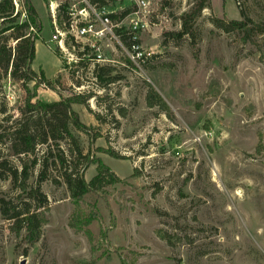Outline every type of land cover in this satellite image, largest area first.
Listing matches in <instances>:
<instances>
[{"label":"rangeland","instance_id":"obj_1","mask_svg":"<svg viewBox=\"0 0 264 264\" xmlns=\"http://www.w3.org/2000/svg\"><path fill=\"white\" fill-rule=\"evenodd\" d=\"M22 1L14 0L20 24L26 21ZM106 2L118 16L115 35L118 28L132 33L138 27L135 48L128 50L92 20L93 34L83 44L96 46L103 61L82 69L75 63L81 41L62 50L54 40L51 7L59 25L83 1L32 0L43 25L32 69L50 81L37 90L41 102L94 96L88 107L73 105L88 132H72L83 154L101 159L114 177L78 208L62 170L53 165L62 154L73 161L68 143L53 145V158L40 146L38 158H50L49 179L40 184L49 202L48 224L41 241L28 248L25 231L18 236L11 230L0 204V264H264V151L257 153L264 145V0H209L193 23L194 36L180 39L170 34L183 31L196 0ZM217 19L245 22L252 34L226 33L214 25ZM10 35L0 37V47L14 51L17 42ZM98 66L114 68V84L106 86L109 77L102 72V83L97 79ZM28 85L34 92V83ZM148 85L166 102L168 115L158 106L148 108ZM24 86L0 68V124L20 116ZM6 147L0 145L2 158L8 157ZM10 160L19 166L18 159ZM41 169L34 171L31 187L39 185ZM96 169L80 166L87 184ZM54 178L61 186L52 184ZM19 194L11 180L0 179V202L22 207L26 199ZM77 212L92 219V239L71 228Z\"/></svg>","mask_w":264,"mask_h":264},{"label":"trees","instance_id":"obj_2","mask_svg":"<svg viewBox=\"0 0 264 264\" xmlns=\"http://www.w3.org/2000/svg\"><path fill=\"white\" fill-rule=\"evenodd\" d=\"M92 4L107 5L106 0H91ZM209 0H196L193 11L186 15L183 22V31L177 34H170L171 37L177 39L187 35L194 36L193 23L198 19L201 13L208 8ZM22 5L26 16L25 23H19V13L16 14V5L14 0H0V37L7 33L12 40L17 42L15 50L8 49L7 46L0 47V68L10 74L17 81H22L25 85L27 98L24 106L19 109L20 116L18 118L5 117L0 124V145L7 146L9 154L7 158L0 156V179L11 180L20 193L19 197H25L22 207L2 199L1 214L6 221L11 223V230L18 236L25 231L24 242L28 248H34L42 239L44 227L48 224L47 213L49 211V202L42 193L40 184L46 182L48 178V170L50 169V158H53V145L61 149L60 143L67 142L73 161L69 163L68 158L62 154L58 161H54V167L62 170L61 177L66 185L73 203L79 208L80 203L89 194L95 193L98 186L108 177H114L110 168L104 164L101 159L91 158V154H83L80 147L78 137L72 132V128L86 133L87 126L82 124L79 115L73 110V105H83L88 107L91 95L73 96L67 99H61L59 102L44 103L37 100V90L41 86H50V81L44 73L40 76L33 71L32 65L36 58V42L41 39L43 25L41 19L32 4V0H23ZM131 14V10L124 12L120 19H126ZM118 18L112 14L110 19L112 22ZM62 20V19H61ZM69 13L65 14L62 23H69ZM214 25L226 33L235 31L246 32L252 34V29L248 28L245 22L222 20H214ZM116 37L120 42L127 46L128 50L134 45L132 42V34L123 28H118ZM116 33V32H115ZM121 43V44H122ZM85 52L81 53L80 49L77 53L80 62L77 65L82 69L91 64L90 59L84 58L86 53L91 50L85 47ZM59 56V52L56 50ZM99 67V66H98ZM95 73L97 79L102 83V76L99 72L106 75L105 85L115 83V78L110 76L115 72L114 68H98ZM11 70V71H10ZM29 83H34V92L29 88ZM81 83H77V87H82ZM149 92L146 98L148 108L159 107L161 111L167 115L170 109L163 98L155 91L154 87L148 85ZM3 114L6 115L4 111ZM123 117L126 112L121 111ZM100 120V119H98ZM45 146L48 149L47 155L43 160L38 158V148ZM264 151V145L260 142L257 153L260 155ZM98 153L109 155L116 160H124L125 158L115 154L111 150L98 149ZM10 158H16L19 166L13 164ZM70 164L72 166H70ZM41 166L39 176V185L31 187L30 179L33 177L34 171ZM97 166L96 177L87 184L84 175L80 172V166ZM137 174L138 171L136 170ZM134 174V175H136ZM60 178H54L52 184L61 186ZM118 178L112 180L113 183L119 182ZM92 219L84 216L82 212H77L74 219L71 220L70 226L77 233H84L92 239V233L89 230Z\"/></svg>","mask_w":264,"mask_h":264},{"label":"built area","instance_id":"obj_3","mask_svg":"<svg viewBox=\"0 0 264 264\" xmlns=\"http://www.w3.org/2000/svg\"><path fill=\"white\" fill-rule=\"evenodd\" d=\"M83 1V8L76 13L72 12L69 13L70 21L69 23H62L57 24V10L54 9V6L51 7V13L52 18L54 21V29L56 31V35L54 36V40L59 42V46L62 50H64V47H67L66 44L71 42L78 43V41H81L83 50H80L81 53L85 52V47H88L91 51L89 53H86L84 58L90 59L91 62L95 63H102L103 59L101 54H99V49L96 48V46L92 45H85L83 44V40L88 39L89 35L93 34V28L94 23H92V20L94 22L100 23L105 30L109 29V32L111 34V37H113L115 40L118 41V38H116V35L114 33V26L112 25V20L110 19V16L112 15L107 5H97L92 4L87 0ZM142 5L146 7L145 1L142 2ZM119 25H116L115 27H118ZM138 27L135 26L132 30V35L136 34ZM132 39L136 40V36H133ZM135 48V45H134ZM75 49V47H74ZM95 52L96 56H93V58L90 57L91 52ZM77 55V54H76ZM80 62V59L77 56L76 64Z\"/></svg>","mask_w":264,"mask_h":264}]
</instances>
